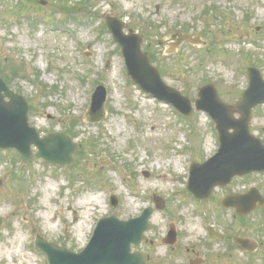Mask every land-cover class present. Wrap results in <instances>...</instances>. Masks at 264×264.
Segmentation results:
<instances>
[{
  "label": "rangeland",
  "instance_id": "obj_1",
  "mask_svg": "<svg viewBox=\"0 0 264 264\" xmlns=\"http://www.w3.org/2000/svg\"><path fill=\"white\" fill-rule=\"evenodd\" d=\"M41 1L0 0V76L28 101L29 125L41 137L66 133L79 150L70 167L41 159L22 165L14 150H0V264H47L36 236L80 252L98 220H129L153 206L152 197H175L190 155L199 163L218 147L207 114L183 117L132 84L106 16L143 36L162 80L192 104L197 90L212 84L233 106L247 87L248 67L264 76V0ZM181 28L203 34L210 50L184 44L164 56ZM97 86L107 92L105 117L90 123L85 114ZM250 131L264 141V105L253 109ZM259 184L264 177L250 176L229 190ZM151 221L159 226L165 215L154 212ZM261 255L250 260L234 251L231 264H264Z\"/></svg>",
  "mask_w": 264,
  "mask_h": 264
},
{
  "label": "water",
  "instance_id": "obj_2",
  "mask_svg": "<svg viewBox=\"0 0 264 264\" xmlns=\"http://www.w3.org/2000/svg\"><path fill=\"white\" fill-rule=\"evenodd\" d=\"M105 24L113 41L121 48L131 81L143 92L189 116L192 112L190 100L165 85L159 71L141 50L142 37L132 32L125 34L124 23L119 19L107 16ZM175 37L177 44L171 47L169 53L182 42L195 43L189 35L177 34ZM247 78L248 88L232 108L239 115L237 119L233 118L232 109L219 99L212 85L198 90L195 108L206 112L214 121L220 147L208 162L191 167L189 189L194 193L202 187L210 190L215 185H224L228 178L230 182L235 176L264 171V145L249 130L252 109L264 103V80L255 68L248 70ZM106 96L104 87L95 89L86 115L88 121L99 122L104 118ZM28 112L27 100L12 92L0 78V149H14L22 163L42 158L48 163L70 166L72 156L78 150L77 145L72 143L69 136L61 133L40 137L28 124ZM32 146L37 149L36 153H32ZM253 194L251 191L234 200L229 199V206L232 205L239 214L245 215L253 209ZM112 205L116 206L115 198ZM150 214L151 209H146L139 218L127 222L119 221L114 216L101 219L86 247L77 254L41 238H36V246L47 256L49 264H144L141 255L131 254L129 249L132 243L139 242L148 228ZM1 223L0 219V226Z\"/></svg>",
  "mask_w": 264,
  "mask_h": 264
},
{
  "label": "flooded vegetation",
  "instance_id": "obj_3",
  "mask_svg": "<svg viewBox=\"0 0 264 264\" xmlns=\"http://www.w3.org/2000/svg\"><path fill=\"white\" fill-rule=\"evenodd\" d=\"M198 37L204 41L203 34ZM209 41L210 46L215 47L212 44L214 40ZM207 45L205 42L197 48L201 47L208 52L210 49H206ZM215 140L218 142L217 137ZM213 154H203V158L196 163L207 161ZM250 176L264 177V172L236 177L230 184L228 179L225 185H217L210 190L202 187L192 193L187 172L181 183L184 189L177 191L175 197L158 196L163 203L162 213L166 221L155 226L151 219L140 241L131 245V252H140L145 264H231L234 251L242 252L250 260L256 258L258 253L262 250L264 252V198L261 197H264V185L259 184L238 192L229 190L237 181ZM252 188L257 191L255 207L249 214L239 215L232 205L229 206V199L243 196Z\"/></svg>",
  "mask_w": 264,
  "mask_h": 264
},
{
  "label": "bare ground",
  "instance_id": "obj_4",
  "mask_svg": "<svg viewBox=\"0 0 264 264\" xmlns=\"http://www.w3.org/2000/svg\"><path fill=\"white\" fill-rule=\"evenodd\" d=\"M159 176H161V175L159 174ZM165 177H166L165 175L161 176V178H164V179H165Z\"/></svg>",
  "mask_w": 264,
  "mask_h": 264
},
{
  "label": "trees",
  "instance_id": "obj_5",
  "mask_svg": "<svg viewBox=\"0 0 264 264\" xmlns=\"http://www.w3.org/2000/svg\"><path fill=\"white\" fill-rule=\"evenodd\" d=\"M153 58V57H152Z\"/></svg>",
  "mask_w": 264,
  "mask_h": 264
}]
</instances>
